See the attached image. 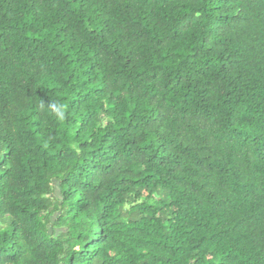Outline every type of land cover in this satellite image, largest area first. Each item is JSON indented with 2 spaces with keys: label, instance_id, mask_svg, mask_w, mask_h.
Wrapping results in <instances>:
<instances>
[{
  "label": "trees",
  "instance_id": "1",
  "mask_svg": "<svg viewBox=\"0 0 264 264\" xmlns=\"http://www.w3.org/2000/svg\"><path fill=\"white\" fill-rule=\"evenodd\" d=\"M0 264H264V0H0Z\"/></svg>",
  "mask_w": 264,
  "mask_h": 264
}]
</instances>
